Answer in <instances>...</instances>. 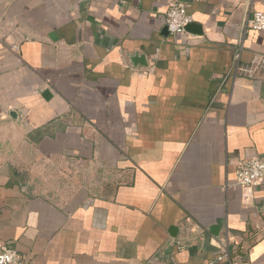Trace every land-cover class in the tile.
I'll return each instance as SVG.
<instances>
[{
  "label": "crops",
  "instance_id": "1",
  "mask_svg": "<svg viewBox=\"0 0 264 264\" xmlns=\"http://www.w3.org/2000/svg\"><path fill=\"white\" fill-rule=\"evenodd\" d=\"M185 1L202 34L171 35L167 0H0V244L21 264H210L227 231L231 264H264V180L236 183L264 158V71L236 70L264 0Z\"/></svg>",
  "mask_w": 264,
  "mask_h": 264
},
{
  "label": "built area",
  "instance_id": "2",
  "mask_svg": "<svg viewBox=\"0 0 264 264\" xmlns=\"http://www.w3.org/2000/svg\"><path fill=\"white\" fill-rule=\"evenodd\" d=\"M167 5L165 25L169 33L173 36L187 34L186 27L193 22V17L188 12V3L185 0H167ZM247 27L256 31H264V11H255L248 20ZM13 47L17 49L18 45L13 44ZM236 70L237 73L254 79L258 72L264 71V52L256 54L249 64L238 65ZM263 180L264 158L258 155H247L239 161L236 171V183L238 185L252 187L259 185ZM203 231L201 230V233ZM231 242H233V238L227 231L222 243L215 242L219 246L220 252L211 260L210 264H222L226 261H232ZM21 263V256L14 248L6 243L0 244V264Z\"/></svg>",
  "mask_w": 264,
  "mask_h": 264
},
{
  "label": "water",
  "instance_id": "3",
  "mask_svg": "<svg viewBox=\"0 0 264 264\" xmlns=\"http://www.w3.org/2000/svg\"><path fill=\"white\" fill-rule=\"evenodd\" d=\"M167 28V27H166ZM187 31L189 32H195L196 34H202V29H201V25L196 23V22H191L187 27H186ZM132 61L134 64H147V61L145 59L144 55H139V54H135L132 57ZM217 229V227L212 228V230ZM222 264H231L230 261H226Z\"/></svg>",
  "mask_w": 264,
  "mask_h": 264
},
{
  "label": "rangeland",
  "instance_id": "4",
  "mask_svg": "<svg viewBox=\"0 0 264 264\" xmlns=\"http://www.w3.org/2000/svg\"><path fill=\"white\" fill-rule=\"evenodd\" d=\"M57 182H61V179H60V177L58 178Z\"/></svg>",
  "mask_w": 264,
  "mask_h": 264
},
{
  "label": "trees",
  "instance_id": "5",
  "mask_svg": "<svg viewBox=\"0 0 264 264\" xmlns=\"http://www.w3.org/2000/svg\"><path fill=\"white\" fill-rule=\"evenodd\" d=\"M231 258H232V260L234 259V255L233 254L231 255Z\"/></svg>",
  "mask_w": 264,
  "mask_h": 264
}]
</instances>
